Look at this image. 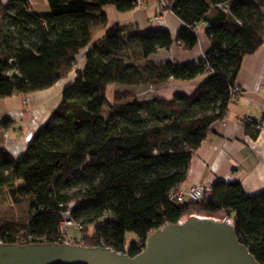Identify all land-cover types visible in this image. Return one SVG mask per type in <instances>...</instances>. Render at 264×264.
I'll use <instances>...</instances> for the list:
<instances>
[{
	"label": "trees",
	"instance_id": "trees-1",
	"mask_svg": "<svg viewBox=\"0 0 264 264\" xmlns=\"http://www.w3.org/2000/svg\"><path fill=\"white\" fill-rule=\"evenodd\" d=\"M46 2L45 13L30 0L0 2V97L50 89L74 70L81 51L85 66L20 155L5 146L13 119H0V244H26L30 236L60 242L70 210L84 233L80 245L134 257L152 233L185 216L222 213L232 219L233 236L264 264V191L248 194L241 182L219 179L201 201L168 196L185 183L211 126L226 116L244 57L264 43V0H165L184 24L176 38L166 29L131 33V26L114 25L95 44V32L107 24L103 8L126 12L137 0ZM202 23L211 41L203 58L140 63L176 42L194 48ZM202 74L209 77L191 95L140 100L116 91L112 103L106 96L113 83L161 84ZM128 233L135 236L130 244Z\"/></svg>",
	"mask_w": 264,
	"mask_h": 264
},
{
	"label": "crops",
	"instance_id": "crops-1",
	"mask_svg": "<svg viewBox=\"0 0 264 264\" xmlns=\"http://www.w3.org/2000/svg\"><path fill=\"white\" fill-rule=\"evenodd\" d=\"M7 1L0 0L1 3ZM103 12L107 16V24L99 29L104 33L114 25H121L131 26V33L166 29L176 38L184 26L166 5L162 10L159 0H138L137 7L126 12H119L109 5L103 8ZM206 28L204 23L198 25V43L194 48L185 49L176 42L169 49L158 50L140 63L172 62L177 65L203 58L211 48ZM84 66L85 59L81 69ZM208 77L209 74L190 80L169 78L159 85L138 86L136 91L123 89L120 92H132L140 100L155 97L169 100L176 93L193 94ZM73 80L72 73H69L50 89L21 96L16 106L5 107L6 116L16 121L5 140V146L13 156L20 155L30 144L60 103L63 90ZM236 83L241 92L236 101L230 102L226 116L211 126L207 139L195 152L187 179L181 186L185 190L195 184L211 187L215 181L223 179L241 182L248 194L264 191V134L258 133L254 125L264 120V43L255 53L244 57Z\"/></svg>",
	"mask_w": 264,
	"mask_h": 264
},
{
	"label": "water",
	"instance_id": "water-1",
	"mask_svg": "<svg viewBox=\"0 0 264 264\" xmlns=\"http://www.w3.org/2000/svg\"><path fill=\"white\" fill-rule=\"evenodd\" d=\"M225 218L187 215L179 225L152 233L134 257L104 246L2 243L0 264H261L233 236L232 219Z\"/></svg>",
	"mask_w": 264,
	"mask_h": 264
},
{
	"label": "rangeland",
	"instance_id": "rangeland-1",
	"mask_svg": "<svg viewBox=\"0 0 264 264\" xmlns=\"http://www.w3.org/2000/svg\"><path fill=\"white\" fill-rule=\"evenodd\" d=\"M31 4H32V9L38 13H45L49 11V7L48 4L46 2V0H30ZM160 1V6L162 8V10L164 9V3H162V0ZM138 3V0H137ZM122 15V14H120ZM123 22V20H122ZM106 33V31H105ZM105 33L99 29L98 31L95 32V35L93 36V43H97L100 40H102L105 36ZM154 55V54H153ZM84 59H85V53L84 51H81L77 57V62L76 65L74 66V70L70 73H72V77H74V74L76 73V70H80L81 67L83 66L84 63ZM147 85H159V84H143V85H126V84H119V83H113L110 84L107 88V99L109 100L110 103L113 102V96L114 93L116 91H123V89H128V90H132V91H136L138 86H146L149 87ZM152 87V86H151ZM21 100V96L20 97H7V98H1L0 97V118H3L4 116H6V111H5V107H9V108H13V106H16V104H18ZM22 105V103H21ZM7 109V108H6ZM15 120H13V123L15 124ZM9 131H6L4 133V137L6 140L7 134ZM225 216V215H224ZM76 230V231H75ZM79 230H77L74 226L69 227L67 229V233L68 235L71 236V238L73 239V243L72 244H79L78 242L81 241L83 242V235L84 233H78ZM79 236H76V235ZM75 235V236H74ZM82 236V237H81ZM75 237V238H74ZM133 240H135V236L132 233H128L127 234V243L130 244Z\"/></svg>",
	"mask_w": 264,
	"mask_h": 264
},
{
	"label": "built area",
	"instance_id": "built-area-1",
	"mask_svg": "<svg viewBox=\"0 0 264 264\" xmlns=\"http://www.w3.org/2000/svg\"><path fill=\"white\" fill-rule=\"evenodd\" d=\"M162 3L166 5L165 0H162ZM240 92H241V89L239 86L232 88L230 102L236 101L237 95ZM256 129L259 131V133L264 134V120L258 121L256 123ZM210 194H211L210 187L204 186L202 184H195L191 186L188 190H185L182 187H176L169 192L168 196L172 202L183 203L187 200L201 201L205 199L207 196H209ZM73 205L74 203L69 204V208L72 209ZM70 213H71L70 210L67 211L63 221L60 224V227H59L60 235L57 239L60 242L58 243H70V244L73 243V239L67 233V229L69 227L74 226L77 230L79 231L82 230V227L79 224L71 220ZM39 242H48L47 237L46 236H30L29 241L27 243H39Z\"/></svg>",
	"mask_w": 264,
	"mask_h": 264
}]
</instances>
